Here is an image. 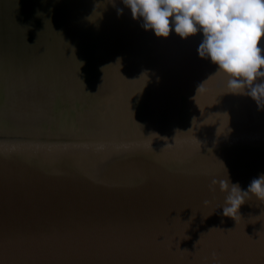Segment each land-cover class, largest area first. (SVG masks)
Returning <instances> with one entry per match:
<instances>
[{"label":"water","instance_id":"1","mask_svg":"<svg viewBox=\"0 0 264 264\" xmlns=\"http://www.w3.org/2000/svg\"><path fill=\"white\" fill-rule=\"evenodd\" d=\"M142 23L122 0H0V264H264V203L235 220L210 191L264 173V109L202 33Z\"/></svg>","mask_w":264,"mask_h":264},{"label":"clouds","instance_id":"2","mask_svg":"<svg viewBox=\"0 0 264 264\" xmlns=\"http://www.w3.org/2000/svg\"><path fill=\"white\" fill-rule=\"evenodd\" d=\"M133 19L157 37L167 38L174 30L181 38L203 34L198 46L201 58L217 66L215 73L227 77L228 93L251 97L264 109V0H122ZM118 9V13L122 12ZM226 178L211 181L210 191L219 186L226 193L222 215L236 220L246 200L264 203V173L242 189ZM205 200L203 204L209 205Z\"/></svg>","mask_w":264,"mask_h":264}]
</instances>
